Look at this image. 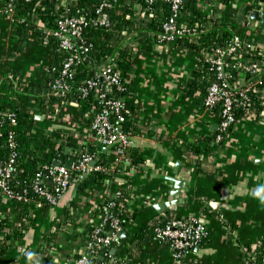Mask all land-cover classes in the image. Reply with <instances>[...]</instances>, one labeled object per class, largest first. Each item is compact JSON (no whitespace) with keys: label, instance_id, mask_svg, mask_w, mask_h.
<instances>
[{"label":"crops","instance_id":"0c3cea01","mask_svg":"<svg viewBox=\"0 0 264 264\" xmlns=\"http://www.w3.org/2000/svg\"><path fill=\"white\" fill-rule=\"evenodd\" d=\"M237 1L236 17L243 5L241 15L245 20L236 23L242 25V30L249 24L251 31L247 36L251 35L253 44L264 52V29L249 19L251 11L246 12L247 5H256L255 8L260 5L264 10V2ZM208 6H203L206 13ZM1 9L0 2V57L13 66L16 84L44 89L48 69L53 65L50 50L45 44L15 49L16 22ZM256 27L262 30L257 35L253 32ZM203 61L204 55L178 47L175 42L152 44L133 58L131 90L126 99L134 101L137 108L129 124L128 160L131 154L138 166L131 168L129 163L125 175L118 174L112 182H107L131 187L127 204L139 210L136 223L124 230L128 233L125 248L133 244L135 232L146 222L158 217L195 216L205 226L207 237L197 253L189 255L190 264H242L250 259L264 263V113L239 116L218 140V117L205 109L201 91L193 89L207 80L202 72ZM261 64L264 70V63ZM199 69L201 72L195 77ZM70 101L46 99L41 114L36 117L41 124L39 129L47 134L74 131L80 140L95 144L92 132L77 115V106ZM81 132L88 134L85 137L79 135ZM191 145L199 152L188 151ZM102 152L107 150L102 148ZM169 178L179 180L180 187L176 189ZM73 186L45 214L35 212L34 225L23 242L10 256L2 257L0 264H9L27 249L26 264H75L64 256L81 249V245L68 239L65 230L54 235L58 246L47 257L51 263H44L43 255L29 251L51 232L60 218L63 220V212L73 199L86 204L76 209V221L81 223L106 192L104 187L73 197ZM172 201L175 204L166 206ZM156 205H163V209L158 211ZM13 207V203L1 196L0 218L6 217L11 225L21 221ZM138 251L143 253L141 260L128 264H171L170 250L163 241L151 239L139 246Z\"/></svg>","mask_w":264,"mask_h":264},{"label":"trees","instance_id":"16d2710c","mask_svg":"<svg viewBox=\"0 0 264 264\" xmlns=\"http://www.w3.org/2000/svg\"><path fill=\"white\" fill-rule=\"evenodd\" d=\"M1 1L11 3L13 6V13L10 17L17 25L15 49L22 50L37 44H45L53 56L52 66L55 69L53 72L50 68L48 69L43 83L44 89H28L21 84H16V76H12L13 66L5 57H0V167L8 162L11 153H15L13 165L15 171L11 177L13 188L16 191L25 190L29 200L37 201V196L33 190L34 181L39 179L47 184L50 178L45 167H51L56 160L65 164L67 160L73 159V156L66 151L67 148L74 151L88 148L92 153L97 152L95 164L80 181L77 194L81 195L106 187L105 195L98 199L97 204L86 214L85 220L81 223L76 221V209L79 205L85 206L86 204L73 199L68 204L70 209L67 207L63 212V220L60 218L51 232L45 234L29 250L36 255H43L45 257L44 263H51L47 257L52 256L56 246H58V241L56 242L54 235L65 230L68 239L81 245V249L64 256L65 259H71L72 262H75L83 252L86 243L90 241L91 234L98 227L105 210L114 213L120 219L123 229L136 223L139 210L137 207H135L136 209L130 208L127 204L128 189L131 187L126 188L122 187L123 185L107 183L109 180L112 182V179L117 176V170L121 168L118 165L115 166L114 158H112L113 153L110 151L103 153L98 144L85 143V139L80 140L79 137L75 136L78 133L74 131L64 134L60 130L47 134L39 129L41 124L36 117L41 114L42 104L46 99L61 98L51 90L50 83L57 77L61 64L67 56L59 48L58 39L53 36H46V33L56 31L57 20L64 15L77 16L86 21V26L81 32V38L90 47L86 53L80 54V61L74 69L73 82L78 84L91 77L95 70L110 61L119 72L121 83L125 87V91L122 94H116V96L125 102L122 113L125 121L122 128L129 133V124L137 108L134 101L126 99L131 90L133 58L137 52H145L150 45L158 43L162 23L170 12L167 5L161 2L150 5L147 0H107L113 5L103 9V13L108 19L107 26L104 27L97 23L100 16L97 11L106 0ZM253 1L255 4L264 2V0ZM205 5H209L208 13L203 10ZM238 5L237 0H184L181 9L183 19L179 24L189 29V32L176 36L175 45L188 49L195 54L204 55L202 68L204 75H206L208 65L206 60L213 54L215 48L224 47L235 35L241 36L247 42L253 43L254 41H251L253 38L251 35L247 36L243 32L242 25L236 23ZM255 6L247 5L246 12L249 13ZM261 31L258 27L253 30L255 34ZM131 33L140 38L135 49H128L124 45L125 38ZM250 61L259 62L257 73L252 74L247 69V64ZM261 63H264V52L258 48L250 51L241 48L225 61L226 71L230 75L228 80L230 89L235 93L234 101L238 103L234 110L236 119L239 116L247 115V113H264V90L259 84L264 79ZM198 72H201V69L195 72V77L199 74ZM208 85L209 81L203 80L193 89H199L205 97ZM240 92L244 93L241 97L238 95ZM67 100H71L70 102L77 106V115L88 130L94 115L92 106L97 101L95 96L91 93L87 97L81 98L76 94H69ZM212 111L219 120V108L216 107ZM2 114L15 115L16 122L11 123ZM226 132L222 133L221 136ZM217 133L220 134L219 131ZM82 134L81 132L79 135ZM86 134L88 133L86 132ZM86 134L83 135L86 137ZM93 138L95 139L94 133H92ZM188 149L193 153L199 152L195 145L188 146ZM129 158V167H137L138 164L131 154ZM97 166L100 167V170L94 169ZM71 173L74 175V171ZM122 175L125 174L122 173L120 177ZM115 193H118L117 197H115ZM1 196L3 195L0 193V199ZM10 202L13 203V208L16 213L18 212L21 221L11 225L6 217L0 218V259L10 256L18 244L23 242L26 233L34 225L36 211L38 214H45L49 207L54 206L47 205L42 200L43 206L37 210L34 209L33 203L28 205ZM169 220L167 217H158L155 221L140 225L133 236V244L127 248H125V243L114 245L112 257L121 259L126 263L128 261H140L143 253L138 251L139 246L151 240L155 235V230L163 227ZM68 224H70L69 228H67ZM166 245L168 246V243ZM101 252L102 250L98 251L99 255L102 254ZM28 253L27 249L9 264L28 263ZM108 254L110 255V251ZM56 259L59 262L60 257ZM104 260L106 259L104 258ZM183 262L190 264L189 255L185 254ZM259 262V260L250 259L248 263L242 264H264ZM90 263L99 264L98 255L96 258L90 259Z\"/></svg>","mask_w":264,"mask_h":264},{"label":"built area","instance_id":"2783aa9c","mask_svg":"<svg viewBox=\"0 0 264 264\" xmlns=\"http://www.w3.org/2000/svg\"><path fill=\"white\" fill-rule=\"evenodd\" d=\"M147 1L150 5L156 2L164 3L170 12L162 23L158 43H173L176 36L189 32V29L179 24L183 19L181 9L184 5V0ZM1 4V10L4 15L9 16L13 13L11 3L1 1ZM112 5L111 2L106 0L99 7L97 11L100 14L97 22L99 26H107L108 19L106 14L103 13V9L110 8ZM254 10L255 7H253L251 12ZM84 26H86L85 20L77 16L64 15L57 20V30L46 33V36L57 38L59 48L67 54L61 64L57 77L50 83V87L59 97L66 100L69 94H76L81 98H85L91 93L95 96L97 101L92 106L94 115L90 122L89 131L94 133L95 144H98L99 148H105L107 152L113 153L112 158H114L115 166L121 167L117 170L116 174L118 175L126 172L125 166L127 167L130 163L128 160V149L131 145L130 135L122 128V124L125 121L122 115L125 102L116 96L118 93L122 94L125 91V87L121 83L119 72L110 61L95 70L91 77L78 84L73 82L74 69L80 61V54L86 53L90 47L81 38ZM249 31H251L249 24H245L243 32L248 34ZM139 39L138 35L131 33L125 38L124 45L128 49H135ZM241 48L250 51L257 49V46L252 42L245 41L241 36L235 35L224 47L215 48L213 54L206 60L208 64L206 78L209 81V85L203 99V105L209 111H212L216 107L220 110L218 123L220 134L217 137L218 140L222 138L221 134L226 132L236 120L234 110L237 108L238 103L234 101L235 93L230 89L228 81L230 75L226 71L225 61ZM50 69L51 72L55 71L53 66ZM247 69L252 74L257 73L259 62L250 61L247 64ZM259 84L262 85V90H264V79ZM238 95L241 97L244 93L240 92ZM71 103L74 104L73 102ZM2 116L7 117L11 123L16 122V117L13 114H2ZM71 154L73 159L70 160V170L59 160L54 161L59 162L58 166L52 164L51 167H45L50 181L47 184L39 179L34 181L33 190L37 196V201L33 202L26 197L25 190L16 191L12 186L11 177L15 171L13 165L16 155L15 153H11L8 162L0 167V193L8 201L28 205L33 203L34 209L37 210L43 206L42 200L47 205L55 206L69 189L78 182L79 177L91 169L89 166L92 162L96 161L97 152L92 153L88 148L83 150L77 149L76 151L71 149ZM94 169L100 170V167L97 166ZM71 171H74V175ZM114 195L117 197L118 193ZM124 230L120 219L114 213L105 210V214L98 227L92 232L90 241L86 243L83 252L76 259L75 264H92L90 263V259L96 258L97 255L100 260L99 264H128L111 255V250L114 249L113 246L119 244V237ZM206 237L207 230L203 223L195 216H188L170 219L163 227L155 230V235L152 239L168 243L171 264H185L183 262L185 254L195 255L199 245ZM99 250H102L101 255L98 253ZM109 251L110 255L108 254Z\"/></svg>","mask_w":264,"mask_h":264},{"label":"water","instance_id":"95a60500","mask_svg":"<svg viewBox=\"0 0 264 264\" xmlns=\"http://www.w3.org/2000/svg\"><path fill=\"white\" fill-rule=\"evenodd\" d=\"M243 7L244 6L242 5V7L240 8V11H239L240 14L237 15V17H236V20H237L238 23H241L242 21L245 20V17L243 15H241V12L243 10ZM249 19L258 22L259 23V27L261 29H264V10H261V7L260 6H257L255 8V10L250 13ZM66 151L69 152V153H71V149H66ZM103 151H106V149L104 148ZM53 164L55 166H58L59 165V162H54ZM94 164H95V161L92 162L89 167H93ZM65 167L67 169H70L71 168V161L70 160L65 163ZM88 172H89V170L86 172V174ZM86 174L81 175L80 176V179L78 180V182L73 186V188H72V195H73V197L77 193V189H78V186H79L80 181L85 177ZM169 179L174 183V187L176 189H178L180 187L181 183H180L179 180H176L174 178H169ZM172 204H175V201H172L170 203H167L166 206H170ZM155 208L158 211H161L163 209V205H156ZM127 236H128V233L126 231L122 232L121 235H120V237H119V243L123 244L126 241ZM111 252L113 253L114 252V249H112Z\"/></svg>","mask_w":264,"mask_h":264}]
</instances>
